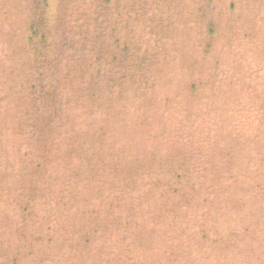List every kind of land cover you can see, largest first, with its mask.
I'll return each mask as SVG.
<instances>
[{
    "label": "rangeland",
    "instance_id": "rangeland-1",
    "mask_svg": "<svg viewBox=\"0 0 264 264\" xmlns=\"http://www.w3.org/2000/svg\"><path fill=\"white\" fill-rule=\"evenodd\" d=\"M97 1L99 5L92 7L93 16L101 15L103 20L107 17L113 26V18L120 13L115 4L128 2L151 17L146 19V30L134 28L135 36H143L140 48L150 64L144 62L130 69V61L123 60L117 72L106 69L113 77L109 81L112 87L106 89L102 83L98 95L105 98L120 90L124 94L121 111L127 109L128 113L121 126L111 127L102 142L97 140L98 160L92 167L102 178L94 187L86 188L92 194L91 200L75 218L81 219L75 222L85 234L75 254L83 252L88 256H82L80 264H264V0H214L211 6L204 5L203 0ZM75 4L76 0H70L67 6L70 16L65 18V32L63 26L53 24L58 33L64 32L63 37L70 34L68 24L82 11L81 5ZM203 6L210 8L215 22L212 53L207 63L192 67L191 57L201 53L203 44L209 41L203 34L206 21L195 15ZM13 10V4L0 0V24L13 23L16 17L9 19ZM169 17L170 24L166 21ZM161 19V23H154ZM106 27L110 33V26ZM5 30L0 34L1 43ZM3 45L0 264H36L38 259L52 257L29 255L33 231L20 225L16 228L18 225L6 215L12 214L20 224L25 217L21 204L33 206L37 212L34 219L27 220V226L33 227L37 225L35 219L42 224L48 222V210L55 204L61 211L69 206L68 200L66 205L58 203L65 201L63 183L70 180L68 173L59 176L55 158L58 154L52 157L49 170L47 166L39 170L36 165L47 157L46 142L55 136L54 131L59 134L55 136L57 140L68 135L73 140L93 136L99 122L88 117L85 110L95 111L98 107L89 105L91 99L85 89L71 96L61 90L54 96L56 102L46 97L38 99L36 92L26 93L23 83L36 85V67L28 69L25 78L17 74V63L5 62L4 53L6 49L14 51L19 44L14 48ZM209 62L205 74L203 66ZM147 91L161 99L168 98L164 101L168 107V100L175 98L163 117L165 122L171 115L175 123L171 130L159 134L160 141H148L134 133L140 120L148 116L132 103L144 102ZM56 106L61 108L58 114ZM157 121L164 124L161 119ZM155 144L160 145L161 152ZM159 168L160 176L155 173ZM3 170H15L17 175L7 180ZM45 173L57 179L40 182ZM25 183L23 190L21 184ZM192 184L195 193L189 188ZM13 185L19 187L17 199ZM181 194L183 198L195 196L189 198L188 205L184 204L189 208H182L176 221L159 218L163 222L157 225L155 217L164 202L173 204ZM47 252L56 258L55 263L60 257L62 264H69V252L59 247ZM15 259L18 260L13 263ZM72 263L77 264L75 260Z\"/></svg>",
    "mask_w": 264,
    "mask_h": 264
},
{
    "label": "trees",
    "instance_id": "trees-1",
    "mask_svg": "<svg viewBox=\"0 0 264 264\" xmlns=\"http://www.w3.org/2000/svg\"><path fill=\"white\" fill-rule=\"evenodd\" d=\"M20 1L21 0H4V2H9V4H13V7H15L9 19L16 17V20L13 19L11 25L7 23L0 24V26L2 25L0 27V34L4 28L6 29L5 34L1 37L2 43L0 42V46L5 43L6 48H14L17 42L19 44L12 52L9 49L5 50L4 54L6 60L4 61L16 62L19 70L17 74H21L24 78L28 69H32L33 71V67H36V70L33 72L34 74L37 73L35 87L33 85L30 86L29 81L28 83H23V85L27 87L26 93L35 94L34 92H36L38 99L39 97H46L56 102L54 96L61 90L66 96L73 95L77 90H88L87 96L91 99L89 105L98 108H96L95 111L87 109L85 112L88 117L96 119L99 124L94 130L93 136L86 140H82V138L79 137L78 140H73L71 139L72 135L57 140L55 136L59 134L54 131L55 136L53 135L51 141L46 140V147L48 149L46 153L47 157L42 161L38 160L40 163L36 165L39 170L42 169V166H47L46 170H49L50 165L54 162L52 157L58 154V157L55 158L56 160L58 159L59 176L61 177L62 174L65 175V173H68L70 177L69 181L63 183L65 201H58V203L61 206L68 200L69 206L63 207V211H61L60 207L55 204V206L48 210V222L42 224L40 223V219H35L37 225L33 227L27 226V220L34 219L35 213L37 212V209L33 208V206L28 207V205L21 204L20 210L25 217L21 218L20 224L17 218L12 219V214H7L6 218L9 221L11 220L12 223L17 224L18 226L16 228L20 225L21 227L23 226L33 231V242H31L32 245L29 248V255L35 254L39 257L40 255L42 257H52L38 259L36 264H62L60 257L57 258L59 263H55L56 258L53 257L51 252H47L48 249L57 247L61 248L63 252H69L67 255V263L73 264L72 260H75L77 264H80V258L84 259L82 256L87 255L83 252L78 254L75 253L76 248L82 243L83 237L85 238V234L82 235V226L77 225V222H75L81 219L76 220L75 218L80 215L82 211H85L86 207L84 204L91 200L92 194L87 192L86 188L90 185L94 187V183L102 178V175H98L92 167L93 163L98 160L97 157L99 152H97L96 146L99 142H102L104 136L111 130V127L116 125L121 126L120 123L126 121L124 116L128 113L127 109L121 111L122 106L120 105L121 101H124V94H120V90L119 92L115 91L111 95H107L105 98H100L98 93L102 89V83L105 84L106 89L112 87L109 81L112 80L113 77L107 74L106 69L110 68L117 72L118 66L123 63V60L127 62L130 61V69L136 68L140 63L145 62V64H150V62H146L147 59L142 55L144 49L140 48L143 46V36H135L134 28L141 26L146 30V19L151 17H149L148 14L145 15L144 12H140V7L133 9L130 3L126 2L125 4H121L120 1H118L120 4H115V8L120 10V13L118 12L116 14L117 16L113 18L116 23V26H113L109 23L111 21L107 17L103 20L101 15L93 16L92 7L94 6L96 8L95 5H99L97 0H76V7L81 5L82 11L80 15L75 16V19L68 24L67 28H69L68 33L70 34L63 37L65 32L64 27L67 25L65 23L69 18L68 16H70V14L67 15V6L70 0H22L21 3ZM108 1L110 0H101V4H105ZM203 1L206 6H211V4L214 3V0ZM199 8H197L198 13L196 11L195 15L202 17L206 21V32L203 34L208 35L207 40L209 41L203 44L204 50H201V53H198L194 59L191 57L192 67L193 64L194 66L201 67L208 58L210 59L211 56L209 55L212 53L211 47L213 46L212 42L215 34V22L212 20L210 14L212 11L209 7L204 8L203 6ZM170 18L171 17L166 20L169 22L168 24L171 22ZM58 20L60 21L59 23ZM162 20L163 19L158 21L154 20V23H161ZM132 22L134 24H132ZM54 23H56L57 27L59 24L61 27L63 26L64 32L62 35L57 32L56 26L53 25ZM178 24L181 25L183 23L178 22ZM106 25L110 26V33L107 31ZM184 28L186 27L184 26ZM13 42L14 44H12ZM185 53L188 56L187 51ZM14 63L13 65L16 68ZM210 63L211 62H209L207 66H203V68H205V74L207 73V67ZM147 93L148 94H144L146 98L144 102L135 101L132 103L141 110V112L147 113L148 116L140 120L137 126L138 129L134 133L140 134L144 139H148V141H160V139H157L159 134L166 129L171 130L175 123L171 115H169L167 121H163V117L166 115L165 112L171 108V102L175 98L168 100L170 101V107H168V105H164V101L168 98L161 99L149 93V91H147ZM156 99L158 100L156 101ZM54 108H56L55 114L60 113L61 108H59V106ZM97 110L100 111L98 116ZM160 119L164 124L158 123L157 120ZM63 123L64 121L60 122L59 126ZM121 129L124 134V129L122 127ZM132 133H128V135ZM45 136L46 135H42V137ZM98 138H100L99 142L97 141ZM155 146H157L160 152L162 151L159 144H155ZM156 152V149L153 150V154ZM13 168L15 167L13 166ZM26 170L27 169L24 171ZM161 170L162 168L157 169L155 172L156 175L160 176L162 174V172H160ZM2 174L5 179L8 180L12 178V176L17 175V171L14 170L13 172H9L3 170ZM82 174H85L87 177L84 178L80 176ZM175 175L176 174L173 173V176ZM43 178L42 180L39 179L42 183L44 181L54 182V180L57 179L56 176L53 177V175L46 173ZM26 185V183L21 184L23 190L26 189ZM194 187V184L189 187L192 188L193 193H195ZM12 189L14 190V198L17 199L19 187L13 185ZM25 192L28 193V191ZM192 195L193 194L188 198H183L181 194V199L175 200L173 204L164 202L155 217L158 222L157 225L163 222V220L159 218L176 221L175 217L177 213H180L182 208L187 207L185 205H188L190 202L189 198L195 199V196ZM102 196L105 198L106 194L104 193ZM253 196L257 198L256 194ZM112 201H107V204H109L108 202L114 203ZM245 203L247 206L250 204L248 201ZM156 207L158 209L159 205ZM57 210L60 211L61 215ZM39 211H41V208ZM86 211L90 213L98 212L95 209H86ZM34 244H37V247H35ZM41 246H45V248H41ZM72 252H74V254H72ZM16 260L18 259H15L13 263H15ZM94 264L96 263L94 262Z\"/></svg>",
    "mask_w": 264,
    "mask_h": 264
}]
</instances>
